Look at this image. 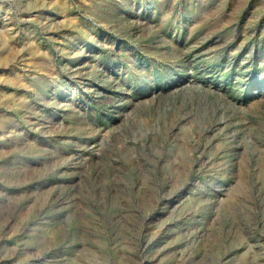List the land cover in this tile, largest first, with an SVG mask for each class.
<instances>
[{
  "label": "rangeland",
  "instance_id": "rangeland-1",
  "mask_svg": "<svg viewBox=\"0 0 264 264\" xmlns=\"http://www.w3.org/2000/svg\"><path fill=\"white\" fill-rule=\"evenodd\" d=\"M191 2L0 0V264H264V0Z\"/></svg>",
  "mask_w": 264,
  "mask_h": 264
},
{
  "label": "bare ground",
  "instance_id": "bare-ground-1",
  "mask_svg": "<svg viewBox=\"0 0 264 264\" xmlns=\"http://www.w3.org/2000/svg\"><path fill=\"white\" fill-rule=\"evenodd\" d=\"M174 1L176 0H172V5L174 4ZM147 2V1H146ZM168 2L169 4V0H149V3H148V6H147V10L145 12V14H139V18H138V24L141 25V28L142 29H145V28H148L150 29L153 33H156V35L158 36H162L165 29L167 27H169L170 23H169V11L167 12V9L165 10V4ZM211 2V0H195V2H191L192 4V11L195 13H190L188 16L189 17H197L196 14H198L200 11H202V9L208 5L209 3ZM194 3V4H193ZM195 5V6H194ZM170 6V5H169ZM158 10L157 13L156 12H152L151 10ZM112 14H116L117 17L119 18H123V19H127L126 16L122 15V14H118V11H117V7L115 4H113L112 6L109 5L107 6V9L105 10V12H103L101 14L102 18L107 21L109 18H111L110 16H112ZM193 14V15H192ZM187 16V15H186ZM113 20L115 19H109L108 21L109 22H112ZM152 30V29H154ZM191 37L188 36V40L190 39ZM132 67L131 66H126L125 67V70H124V73H119L118 74V79L122 82H124L125 84L127 85H133V84H137L135 83L136 81H142L143 78L140 77V76H137V74L134 72V79L131 80L129 79V76H131L130 73H132ZM113 72L115 73H118L116 72V70H113ZM124 74V75H123ZM132 74V76H133ZM155 93H161V90H156ZM81 114V113H79ZM78 114V115H79ZM77 115V116H78ZM109 135L108 131L106 129H102L100 130L99 132V136H101L102 138H106L107 136Z\"/></svg>",
  "mask_w": 264,
  "mask_h": 264
}]
</instances>
